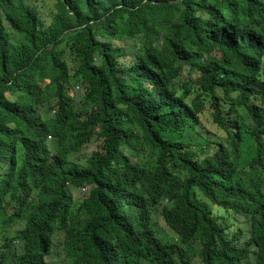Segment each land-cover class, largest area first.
<instances>
[{
    "label": "trees",
    "instance_id": "16d2710c",
    "mask_svg": "<svg viewBox=\"0 0 264 264\" xmlns=\"http://www.w3.org/2000/svg\"><path fill=\"white\" fill-rule=\"evenodd\" d=\"M51 2L0 0V264H264V0Z\"/></svg>",
    "mask_w": 264,
    "mask_h": 264
},
{
    "label": "rangeland",
    "instance_id": "374dc122",
    "mask_svg": "<svg viewBox=\"0 0 264 264\" xmlns=\"http://www.w3.org/2000/svg\"><path fill=\"white\" fill-rule=\"evenodd\" d=\"M51 3H52L51 0H47V4L48 5L45 7V11H47L48 8L51 7ZM202 120H203L204 125H205V127H206V129L208 131H210V132L217 131L216 128H215V126L210 122L209 119L206 118V116H203L202 117ZM50 257L53 259V256L52 255H50Z\"/></svg>",
    "mask_w": 264,
    "mask_h": 264
},
{
    "label": "clouds",
    "instance_id": "9594fccd",
    "mask_svg": "<svg viewBox=\"0 0 264 264\" xmlns=\"http://www.w3.org/2000/svg\"><path fill=\"white\" fill-rule=\"evenodd\" d=\"M18 226H16L15 227V229L14 230H17V233L19 232V230H18V228L21 226L20 224H17ZM54 226H55V224H53V230H54ZM51 237V235H49V238ZM57 237V234L54 236V239ZM45 259L47 260V259H51V257L49 256V257H45ZM53 261L55 262V260L53 259Z\"/></svg>",
    "mask_w": 264,
    "mask_h": 264
}]
</instances>
